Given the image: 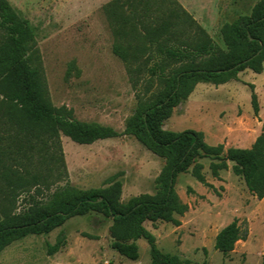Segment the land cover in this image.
Wrapping results in <instances>:
<instances>
[{
    "label": "trees",
    "instance_id": "16d2710c",
    "mask_svg": "<svg viewBox=\"0 0 264 264\" xmlns=\"http://www.w3.org/2000/svg\"><path fill=\"white\" fill-rule=\"evenodd\" d=\"M103 10L114 37L112 52L123 62L136 90L135 106L121 132L78 120L72 109L52 104L34 48V29L8 0H0V178L11 195L19 190L30 197L17 212L0 205V253L29 234H47L70 217L94 213L111 219L110 246L120 255L137 260L136 240L144 238L150 264H191L177 254L162 252L144 222L180 224L177 216L188 210L175 190L180 173L190 171L216 191L206 181L201 158L210 159L215 178L228 169V161L233 162L231 170L248 192L264 198V119L250 147H228L225 152L221 143L209 145L202 131H172L164 128V122L197 83L219 85L237 80L246 69L262 72L264 0L221 25L224 49L177 0H111ZM249 86L257 115V96L253 84ZM60 134L79 144L133 136L164 161L154 180V193H140L123 202L121 172H116L104 180L106 186L83 189L67 181L40 199L32 198L43 187L50 189L52 176L55 181L67 178ZM241 222L235 217L216 233L214 248L223 255L247 238L248 229ZM64 245L65 236L59 234L47 244V254ZM203 252L207 253L205 248Z\"/></svg>",
    "mask_w": 264,
    "mask_h": 264
},
{
    "label": "rangeland",
    "instance_id": "374dc122",
    "mask_svg": "<svg viewBox=\"0 0 264 264\" xmlns=\"http://www.w3.org/2000/svg\"><path fill=\"white\" fill-rule=\"evenodd\" d=\"M35 32L36 54L54 106L72 109L76 119L113 127L121 132L135 106L133 88L121 59L112 52L114 37L103 7L111 0H8ZM201 24L222 49L220 27L225 21L247 14L257 0H177ZM257 96L258 113L251 105V88ZM264 119V62L261 73L244 70L237 80L214 85L197 83L188 99L178 104L164 122L172 131H202L209 145L248 146ZM224 136L226 137L224 139ZM67 178L53 180L52 192L67 181L78 188L101 187L110 175L121 172V200L140 193H154L155 177L164 161L131 135L79 144L60 134ZM246 148V147H245ZM206 181L216 191L197 181L189 172L177 176L175 190L188 205L179 225L145 221L162 252L177 254L191 264H262L264 260V198L251 195L242 178L231 168L215 178L209 158H201ZM228 164H232L228 162ZM231 167V166H230ZM2 168L0 167V174ZM190 188V190H188ZM34 188L30 192L32 194ZM42 194V195H41ZM29 195L16 190L11 195L0 178V205L8 211L22 210ZM238 218L248 235L238 240L226 255L214 248L216 233ZM111 219L101 214L77 215L47 234H29L7 245L0 264H150L149 245L138 238L139 257L130 260L110 246ZM59 234L65 245L47 254ZM207 253L204 254L203 249Z\"/></svg>",
    "mask_w": 264,
    "mask_h": 264
},
{
    "label": "crops",
    "instance_id": "0c3cea01",
    "mask_svg": "<svg viewBox=\"0 0 264 264\" xmlns=\"http://www.w3.org/2000/svg\"><path fill=\"white\" fill-rule=\"evenodd\" d=\"M185 9H186V8H185ZM186 10H187V9H186ZM199 24H200V23H199ZM222 24H223V23H222ZM200 25H201V24H200ZM246 70H247V69H246ZM192 92H193V91H192ZM192 92H191V93H192ZM191 93H190V94H191ZM189 96H190V95H189ZM189 96H188V97H189ZM187 99H188V98H187ZM187 99H186V100H187ZM186 100H185V101H186ZM261 124H262V122L260 123V127H261ZM260 132H261V130H260V128H259L258 133H257V134L255 135V137L252 139V141L250 142V144H249L248 146H245L246 148L251 146V144L254 142L256 136H257ZM225 138H226V137L224 136V139H225ZM236 147H242V146H236ZM245 147H242V148H245ZM228 162H231V161H228ZM231 163H233V162H231ZM230 166H232V164H231V165L228 164V168H231ZM221 171H224V170H221ZM221 171H220V172H221ZM219 176H222V174L220 173Z\"/></svg>",
    "mask_w": 264,
    "mask_h": 264
}]
</instances>
